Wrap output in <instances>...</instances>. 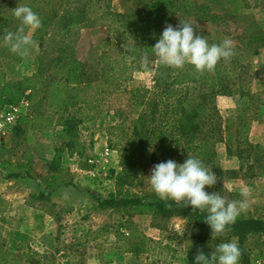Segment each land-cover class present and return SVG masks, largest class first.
Returning a JSON list of instances; mask_svg holds the SVG:
<instances>
[{
  "label": "rangeland",
  "instance_id": "1",
  "mask_svg": "<svg viewBox=\"0 0 264 264\" xmlns=\"http://www.w3.org/2000/svg\"><path fill=\"white\" fill-rule=\"evenodd\" d=\"M28 1L0 0V83L37 73L40 55L47 63L58 48L89 67L99 64L107 69L110 62L119 60L124 43L105 13H128L147 2L40 0V14L56 15L42 47L36 39L37 30L33 33L25 28L35 43L27 56L15 62L1 54L10 50L3 37L9 27L13 33L21 27L13 9ZM75 8H84L87 20L61 30L58 18ZM214 10L220 20L191 23L194 31L206 36L209 43L231 39L235 54L218 62L225 69L232 68L229 82L233 92L219 93L213 99L221 126L213 135L215 156L203 163L217 182L205 191L219 192L232 201L242 199L240 190L247 187L249 207L239 217L264 218V102H260L264 101V46L260 40H252L253 34L264 32V0H218ZM174 17L169 23L174 27L184 18L191 20L190 15ZM145 58L137 67H130L132 76L122 81L119 89L102 81L93 87L80 85L71 94L66 111L45 97L50 81L45 77L54 69L38 78L29 107L0 140V258L6 259L5 264H189L195 230L189 218L144 215L133 208L98 204L116 193L114 176L121 171L123 142H118L117 149L107 146L108 141H118L113 126L156 105L155 123L167 118L162 113L171 99L166 92L170 67L160 64L154 54ZM199 88L188 85L175 95L187 106L200 100ZM70 117L73 121L68 126L73 128L68 134L76 131V144L68 158L62 142L67 137L63 123ZM58 155L63 160L54 171L47 170L45 162ZM74 167L81 170L70 172ZM152 168L149 161L141 162L136 178L123 190L139 196L153 194L147 180ZM232 239L238 243L229 230L211 237L210 229L205 231L204 245L211 252L220 242ZM241 245L250 264H264V233H248Z\"/></svg>",
  "mask_w": 264,
  "mask_h": 264
},
{
  "label": "trees",
  "instance_id": "2",
  "mask_svg": "<svg viewBox=\"0 0 264 264\" xmlns=\"http://www.w3.org/2000/svg\"><path fill=\"white\" fill-rule=\"evenodd\" d=\"M40 0H29L26 5L30 6L42 19V27L36 31V39L40 47L43 46L44 37L47 35V27L53 21L56 13L40 14ZM97 1V0H96ZM16 2L10 5L14 7ZM218 0H147L141 6L130 10L128 13L106 12L105 17L114 24V31L124 43V49L119 60L109 63V67L103 68L97 64L96 68L87 66L83 61L74 57L63 48H58L54 56L45 63L39 57L38 72L31 76L23 77L14 81L0 83V107L17 103L25 98L30 100L36 92L38 78L46 71L54 69L46 80H50L45 86V97L49 103L58 109L66 111L71 104V94L80 85L93 87L100 81L108 86L112 84L113 89H119L120 83L131 78L130 67H137L143 58L154 54L151 47L159 39L162 31L177 14L190 15L191 20L182 19L180 23L210 22L216 23L221 16L214 10ZM53 11V8H50ZM192 13V14H191ZM84 8L65 10L58 18L61 30L68 29L71 25L84 22L86 19ZM13 31L9 29L5 32ZM15 33V32H14ZM260 40L264 46V32L259 31L252 35V40ZM15 62L22 60V56L9 52L1 53ZM43 54V52H42ZM120 65V66H118ZM88 67V68H87ZM232 68L225 69L217 64L212 72H197L190 64H185L181 69L170 68L171 76L166 81V92L170 101L166 105V111L162 113L166 120L155 123L157 105L149 112L139 113L135 119L122 121L113 126L117 130L114 136L118 138L117 143L108 141V148L117 149L118 142H123L121 171L116 173V193H110L104 199L99 200L100 207L108 208H133L134 212L144 215L169 217L171 215L187 217L194 223L195 230L192 231V247L188 253L189 264H194L198 252L210 253L204 245L205 231L210 227L204 222L207 215L204 211L194 210L191 206L174 201L159 199L155 193L147 195H136L129 190H123L124 185L136 178L138 166L143 161H149L154 166L169 159L177 163H183L189 153L195 154L202 161L210 160L215 156L213 135L220 131L219 116L213 105V99L219 93L230 94L233 92L230 83V72ZM57 76V77H56ZM112 81L113 83L109 82ZM198 85L200 100L185 106L176 93L183 92V87ZM105 92H110L108 89ZM249 94L248 91L244 92ZM159 101V100H158ZM260 102H264L260 99ZM73 121L70 117L63 123L64 133L67 137L62 145L71 153L74 152L76 131L68 134ZM212 123L209 129H205L208 123ZM149 149H152L149 151ZM79 152V151H78ZM81 154V152H79ZM185 156V157H182ZM58 157V156H57ZM184 158V159H183ZM58 158L51 161L50 168L58 164ZM54 171V170H53ZM15 176V175H10ZM232 235L238 238V246L241 250L239 264H250L245 248L241 245L245 236L250 233H264V218L238 217L235 223L228 228ZM6 259L0 258V264H5ZM15 263V262H14ZM18 264V263H16Z\"/></svg>",
  "mask_w": 264,
  "mask_h": 264
},
{
  "label": "clouds",
  "instance_id": "3",
  "mask_svg": "<svg viewBox=\"0 0 264 264\" xmlns=\"http://www.w3.org/2000/svg\"><path fill=\"white\" fill-rule=\"evenodd\" d=\"M13 15L21 21V27L15 33L8 32L3 40L11 52L24 57L35 43L25 33V28L34 33L42 27V19L26 4L15 7ZM151 49L160 64L175 69L190 64L197 72H212L218 62L228 60L235 54L231 39L209 43L206 36L197 35L194 25L187 22L176 27L166 26ZM147 180L151 191L159 199L183 203L194 210L206 212L204 222L211 229V237L224 235L249 207L250 190L247 187L240 190L242 199L232 201L219 192L205 191L206 187L211 188L216 184L217 177L195 156H187L183 163L171 159L160 162L153 166ZM240 257L238 243L232 239L220 242L210 253L198 252L194 264H239Z\"/></svg>",
  "mask_w": 264,
  "mask_h": 264
},
{
  "label": "built area",
  "instance_id": "4",
  "mask_svg": "<svg viewBox=\"0 0 264 264\" xmlns=\"http://www.w3.org/2000/svg\"><path fill=\"white\" fill-rule=\"evenodd\" d=\"M29 107V100L23 98L17 103L0 107V140L4 139L6 130L12 127L23 111ZM108 150V148H106Z\"/></svg>",
  "mask_w": 264,
  "mask_h": 264
},
{
  "label": "crops",
  "instance_id": "5",
  "mask_svg": "<svg viewBox=\"0 0 264 264\" xmlns=\"http://www.w3.org/2000/svg\"><path fill=\"white\" fill-rule=\"evenodd\" d=\"M65 152H67V156H68V158H70V156H71V154L72 153H70L69 151H67V150H65ZM54 158H58V160H59V162H61V160H63V157L61 158L59 155H58V157H56V156H52L50 159H48V161H46L45 162V166H46V168H47V170H49V171H53V169L55 168H50V165H51V161L54 159ZM85 159V158H84ZM87 161H89V162H91V160L90 159H87ZM58 162V163H59ZM81 168V167H80ZM80 168H76V167H74V168H71V169H69L70 170V172H74V171H77V170H81Z\"/></svg>",
  "mask_w": 264,
  "mask_h": 264
}]
</instances>
